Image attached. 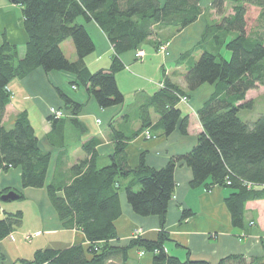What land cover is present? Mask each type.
Returning a JSON list of instances; mask_svg holds the SVG:
<instances>
[{"label": "trees", "instance_id": "1", "mask_svg": "<svg viewBox=\"0 0 264 264\" xmlns=\"http://www.w3.org/2000/svg\"><path fill=\"white\" fill-rule=\"evenodd\" d=\"M21 6L22 27L27 41L22 58L15 45L5 38L0 41V172L20 169L22 188L45 187L49 201L69 229L80 230L87 245L74 244L63 248H43L30 258H19V264H139L129 261L131 250L152 255L150 264H212L194 260L187 252L184 258L168 253L170 240L164 229L167 206L175 190L174 169L183 162L191 170L189 186L228 188L224 198L233 227L244 225L245 204L264 200V113L253 122L238 116L240 109L252 108L246 98L249 90L264 87V0H8ZM229 12L226 14V5ZM248 6L258 9L256 26L247 30ZM210 13L219 19H209ZM200 16L205 26L194 46L184 54L190 57L184 81L188 91L203 84L213 85L210 96L197 109L202 131L192 148L170 157L161 168L145 164L143 154L137 166L130 167L125 152L127 141L141 130L169 135L175 129L187 134L188 115L179 104L187 96L178 86L163 81L152 95L138 106L140 127L127 135L111 124L113 150L101 164L91 137L81 144L84 157L77 160L67 176L53 177L46 183L50 153L39 148L38 138L25 110L18 112L10 126L3 121L10 102L9 82L23 78L36 68L45 73L64 71L74 76L71 86H82L100 108L122 105L115 73L123 68L120 55L141 49L150 38L159 50L167 38L194 23ZM93 21L112 46L107 70L91 71L86 57L95 45L84 25ZM169 35V36H168ZM70 39L76 59L68 60L61 43ZM164 39V40H162ZM144 51V50H143ZM197 53L193 58L192 54ZM135 58V57H134ZM62 108L77 114L81 105L57 89ZM158 118L152 121L150 110ZM51 131L47 138L58 135L59 123L65 118L48 116ZM73 127L85 132L76 118ZM8 189L0 191V196ZM141 217L157 216L159 231L154 240L133 236L125 245L116 243L115 220L121 215L119 193ZM23 198L20 191H16ZM192 215L183 209L181 220ZM22 211L5 212L0 218V240L22 222ZM29 242V241H28ZM216 264H264V258H246L229 254Z\"/></svg>", "mask_w": 264, "mask_h": 264}, {"label": "crops", "instance_id": "2", "mask_svg": "<svg viewBox=\"0 0 264 264\" xmlns=\"http://www.w3.org/2000/svg\"><path fill=\"white\" fill-rule=\"evenodd\" d=\"M199 18L202 19L203 16ZM22 20L21 6L8 0H0V41L4 34L7 42L16 46L19 59L24 54L27 41ZM77 21L84 25L95 45L93 54L85 59L88 68L91 71L107 70L112 54L110 42L93 21L84 22L81 18ZM195 22L169 36L166 39L164 52L157 50L150 38L141 46L144 50L142 59H135L133 51L120 55L124 66L115 73V80L124 96L122 105L100 108L82 86L81 92L78 90L79 86L74 88L71 86L74 76L64 71L45 73L42 69L36 68L25 77L14 78L9 82L10 102L5 108L4 124L10 126L18 112L22 110L27 112L38 138L39 148L50 153L46 183L55 176L58 178L62 175L67 176L68 169L85 155L81 144L91 137L99 140L96 151L101 164H105L113 150L110 124L127 135L138 130L140 127L138 106L165 80L187 94L190 106L179 104L182 114L188 115L187 134L181 135L175 129L169 135L153 133V136L146 137L144 130H141L137 136L127 141L125 148L127 163L130 167L137 166L139 157L143 154L145 164L158 169L163 167L170 157L184 154L192 148L197 135L202 131L197 109L214 89L213 85L203 84L194 91H188L184 81V74L191 62L190 57L184 54L189 52L198 40L186 39L188 36L185 31L191 29ZM204 26L205 20L200 34ZM60 47L68 60L76 59L71 40L63 41ZM65 50L68 53H65ZM197 55L196 52L192 54L193 58ZM57 89L81 105L77 114H73L69 109L66 112L70 119L76 118L85 126V132H80L70 121L65 120L58 125L59 134L47 138V134L51 131L48 109L51 106L58 108L62 106ZM26 101H30V104ZM30 110L39 120L38 131L31 120ZM35 112H38V115ZM92 116L98 124L96 131H91L84 121ZM150 116L153 122L158 118L157 113L152 109ZM190 180L189 167L183 162L177 163L174 169L175 190L165 214L164 229L171 240L166 245L168 253L184 258L188 252L191 259L205 260L212 264H216L220 258L229 254H241L246 258H264V200L246 202L243 227H233L224 202L230 190L220 186H214L209 190L203 186L191 188ZM3 189L21 192L23 198L18 199L29 201L34 207L36 224L30 229L26 228L23 226L24 210L21 207L14 209L10 206L12 204H8V207L0 204V218L5 212L16 210H21L23 214L20 225L0 240V264H16L19 263V258H28L22 255L19 246L21 240H24L23 234L26 233L34 234V237L50 235L49 238L43 236L36 241L30 251L31 256L37 249L63 248L74 244L87 245V240L80 230L64 226V221L59 219L49 201L45 187H21L19 168H9L0 172V191ZM119 203L121 215L114 222L117 244L125 245L135 235L154 240L159 231L158 217H141L134 214L127 204L123 191L119 193ZM183 209L192 212V215L185 220H181ZM151 260L152 255L143 250L134 249L129 253V261L132 263L150 264Z\"/></svg>", "mask_w": 264, "mask_h": 264}, {"label": "rangeland", "instance_id": "3", "mask_svg": "<svg viewBox=\"0 0 264 264\" xmlns=\"http://www.w3.org/2000/svg\"><path fill=\"white\" fill-rule=\"evenodd\" d=\"M200 3H201V5L203 7H205L208 4V0H201ZM225 12H226V14L229 12V5L228 4L226 5V11ZM257 15H258V9L256 7H253V6H248L247 13H246L247 30H250V29H252V28H254L256 26ZM208 18L209 19H219V17L216 16V15H213V13H210ZM204 20H205L204 17L202 19L198 18V20L195 22L194 26L192 25L191 29L188 28L185 31L187 36H188V37H186V39H189V40H192V39L197 40V39H199V37H200L199 35H200V32H201ZM3 35L4 34H2V37H1L2 40H3V38H5V36H3ZM68 40H70V39H68ZM145 46H148V45H145ZM93 52L91 54H89L88 56L92 55ZM65 53H68V52L65 50ZM133 72L134 71L132 70V73ZM78 90L81 92L83 90V88L81 86H79ZM247 94L248 95H247L246 98L247 99H251L253 101L252 108H250V109H246V108L240 109L238 111V116L244 121L253 122L259 115L264 113V87L258 86L255 89L250 90ZM26 102L28 104H30V101H26ZM184 104L188 105L189 104V100H188L187 103H184ZM180 106H182V105H180ZM188 106H190V105H188ZM51 107L60 110L61 113L58 114V116H60V118H65V120H68V121L70 120V117L68 116V114L66 112L67 109H63L62 106H60L59 108L58 107H54V106H51ZM9 110H8V113H9ZM30 111H31L30 112L31 113V120L33 122V125L36 127V129L38 131L39 130V120L34 116V113L32 112V110H30ZM10 112H11V110H10ZM37 113L38 112H35V114H37ZM54 114H52V115H54ZM48 115L49 116L51 115L50 112H49V109H48ZM84 121H85L87 127L91 131H93V130L96 131V129H98V127H97L98 124H96L95 118L93 116L86 118ZM5 125L8 126L7 123H5ZM9 202L10 203H6V202L1 201L0 204H2L3 206H7V207L9 206L8 204H12L10 206H12V208H14V209H16V207H18V206L21 207L24 210V218H23V224L24 225L23 226H26V228L30 229L32 226H34L36 224L35 220H34L35 219L34 218V214H33L34 213V211H33L34 207L30 204L29 201H25L23 199H20V200L18 199V200H13L12 202L11 201H9ZM25 235L27 237H29V238L28 239L24 238ZM40 236L41 237H34V234H29V233L23 234V239L24 240H21L19 246L21 248V253H22V255L24 257H28V258L31 257L30 251H32V246L36 243L37 240L42 239L43 236H45L46 238L50 237V235H40ZM27 241H30V242H27ZM16 264H19V263H16Z\"/></svg>", "mask_w": 264, "mask_h": 264}, {"label": "built area", "instance_id": "4", "mask_svg": "<svg viewBox=\"0 0 264 264\" xmlns=\"http://www.w3.org/2000/svg\"><path fill=\"white\" fill-rule=\"evenodd\" d=\"M166 50V46H160L159 47V51L160 52H164ZM134 57H135V59H142L143 57H144V51L143 50H137L135 53H134ZM160 86H162V84H160L159 85V87ZM180 102H182V103H187L188 102V97L185 95V96H181L180 97ZM49 112H50V114L52 115V114H54V115H52L53 117H55V118H60V116H58V114L59 113H61L60 112V110H58V109H56V108H52V107H50L49 108ZM50 115V116H51ZM144 135L146 136V137H150V134H149V132L148 131H145L144 132ZM24 238H26V239H28L29 237H27L26 235L24 236Z\"/></svg>", "mask_w": 264, "mask_h": 264}, {"label": "water", "instance_id": "5", "mask_svg": "<svg viewBox=\"0 0 264 264\" xmlns=\"http://www.w3.org/2000/svg\"><path fill=\"white\" fill-rule=\"evenodd\" d=\"M18 198H19V194L15 190H9L8 192L0 196V200L3 202L17 200Z\"/></svg>", "mask_w": 264, "mask_h": 264}]
</instances>
